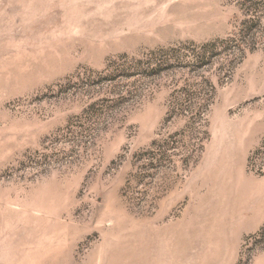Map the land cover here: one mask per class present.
Wrapping results in <instances>:
<instances>
[{
	"label": "rangeland",
	"instance_id": "obj_1",
	"mask_svg": "<svg viewBox=\"0 0 264 264\" xmlns=\"http://www.w3.org/2000/svg\"><path fill=\"white\" fill-rule=\"evenodd\" d=\"M0 264H264V0H0Z\"/></svg>",
	"mask_w": 264,
	"mask_h": 264
}]
</instances>
